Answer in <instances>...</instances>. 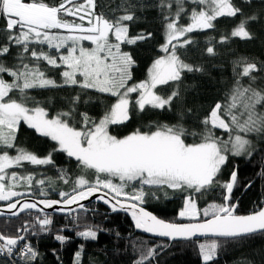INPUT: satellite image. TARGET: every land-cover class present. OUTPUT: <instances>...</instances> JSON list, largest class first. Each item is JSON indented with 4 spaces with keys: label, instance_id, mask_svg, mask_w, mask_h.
Here are the masks:
<instances>
[{
    "label": "snow or ice",
    "instance_id": "6c2138e0",
    "mask_svg": "<svg viewBox=\"0 0 264 264\" xmlns=\"http://www.w3.org/2000/svg\"><path fill=\"white\" fill-rule=\"evenodd\" d=\"M177 2L181 3L182 0H177ZM190 2L205 4L206 0H190ZM95 7V0H86V4L79 5L77 0H63L58 6H49L43 0H28V2L0 0V16L5 19L4 30L9 33L7 37L9 45L22 46L24 52L27 53L30 44H46L59 53L60 49L65 48L71 42L66 55L50 56L35 50H32L30 55L34 60H43L50 66H66L68 70L64 71L62 76L67 85H78L76 74L79 72L83 81L78 86L119 97L111 111L99 122L91 120L87 114H81L80 126L77 127L75 122L69 123L70 120L74 121V107L67 112L58 113L53 118H48V113L43 107L29 108L14 100L4 102V98L14 88H19L20 91L44 88L55 86V82L45 78L44 73L38 68H29L27 64L21 65L16 71L0 66V73H7L16 81H23L21 87L16 83L8 84L0 78V146L14 147V133L20 121L23 120L38 134L50 138L58 145V148L53 151L66 153L68 157L75 158L84 168L93 169L97 174L95 183H90L83 177L78 179L71 192L58 193L60 199H40L23 204L20 200H16L9 202L7 209H0V215H4L5 212L13 216L18 215V212L13 211L18 208V205H20L19 211L36 210L41 213H44L45 208H52L56 212L70 216L73 222V227H62L59 232L75 231V235L79 238L96 240L101 231L98 226L83 225L84 230H75L81 227L77 214L87 213L81 202L96 196L99 201L107 204L113 213L120 210L130 212L136 229L169 240H188L198 234H211L228 242L240 241L257 233H264V208L248 215L235 214L238 202H233V190L237 186L238 169L231 172L227 181L219 184L222 189L223 203H210L202 211L197 206L195 196L212 190L213 186L218 183L217 177L228 160V142H222L209 134L199 143H186L183 138L184 129L166 126L151 133L137 131L123 138H117L108 131L110 124L123 123L129 119L130 101L127 97L131 93L139 94L136 105L140 112H143L146 107L153 109L170 107L173 100L179 98V92L173 91L171 95L164 98L157 95L154 89L157 85H165L170 81L179 82L184 70L194 71L190 65L180 61L176 55L177 47L183 48L192 43L190 39L181 41L180 38L195 30L210 29L213 27V20L221 16L234 17L240 9L235 8L230 0H211V15L205 11H193L191 23L187 27L180 28L177 27L178 13L175 18L171 19V22L166 24L167 39L162 46V51L170 52V54L154 61L149 70L148 80L127 87L126 82L131 78L130 68L135 61L130 53L121 51V44L134 45L137 42L149 40L152 38V33L141 32L135 37H129V29L125 22L133 21L132 14L120 16L113 24L103 19L102 15H94ZM164 7H171V5H164ZM61 13L77 18L81 23L61 19ZM250 19L254 20L256 17L253 16ZM85 20L89 25L87 28L83 24ZM52 30H64L67 34L53 33ZM14 32L17 34H13ZM109 33L115 37V43L109 42ZM231 35L251 39L245 28V22H241ZM83 40L92 41L95 47L91 50L80 47L79 44ZM220 42L226 41L222 38ZM9 51L8 46L0 47V55L7 54ZM206 51L209 55H215L213 47H208ZM195 70L199 71V69ZM254 71H257L256 64L249 63L243 67L241 74L250 76ZM119 89H124V91L120 92ZM248 91V89L235 90L231 107H235V101L239 97L251 99L253 103L243 105L248 111V118L243 123L239 122L237 116L230 115L232 125L238 132L244 134L264 132V118L254 119L252 111L255 103L264 100V97L255 92L251 94V97H245ZM79 103V96L71 101L72 105H79ZM220 109L221 105L217 103L210 116L202 123L231 133L233 129L220 117ZM189 135L194 137L196 134L189 133ZM229 140L232 145L230 154L234 156L246 154L249 158L255 154L254 146L241 135L237 134L234 138L230 136ZM23 162L31 165L54 166L52 153L44 158L27 153L23 149L18 150L16 156H9L6 151L0 154V201H11L13 197L30 194L11 189L21 181L31 187L33 176H18L16 172H12L9 176L7 172V169L13 166H22ZM100 174L118 178L120 183H113L112 179H100ZM6 177L14 182L9 185L7 194H5ZM45 182L44 179L36 182L41 192L44 191ZM64 182L68 183L66 179ZM131 182H139L141 189L144 186L155 187L166 198L168 191L180 193L184 197V203L178 216L196 220L203 216L206 219L197 223H174L159 219L139 206L145 196L143 191L132 196L124 192L125 186ZM250 187L251 182L245 185L246 189ZM122 200L134 202L124 203ZM73 205L76 207L73 208ZM36 223L40 226L41 232L47 234L51 229L52 219L45 213L43 218L36 217ZM28 230L29 225L25 224L23 229L17 231L27 233ZM38 234L40 233L32 232L33 236ZM53 238L61 245L68 239L60 234H55ZM0 241H2L0 254H6L8 257L15 255L19 257L21 264H35L39 258L38 251L26 240L24 234L17 237L0 235ZM21 241H24L23 245L17 247ZM157 247L163 249L165 246L158 245ZM198 247L202 253V264H210L216 258L218 245L215 242L208 245L202 243ZM82 250L83 245L75 253L76 264H79ZM52 254L57 257L59 264L55 249ZM155 255L156 248H151L147 256H142L135 264H147L148 261L154 259Z\"/></svg>",
    "mask_w": 264,
    "mask_h": 264
},
{
    "label": "trees",
    "instance_id": "16d2710c",
    "mask_svg": "<svg viewBox=\"0 0 264 264\" xmlns=\"http://www.w3.org/2000/svg\"><path fill=\"white\" fill-rule=\"evenodd\" d=\"M28 2V0H25ZM49 6H58L63 0H43ZM230 3L240 9L236 16H221L213 21V27L204 30H195L188 33L183 39H190L192 43L186 47H177L176 55L179 59L189 64L194 71H182L179 82H169L165 85H157L155 93L167 98L173 91L179 92V98L174 99L170 107L164 109L147 108L140 112L137 110L136 101L138 93L129 95V119L123 123L112 124L110 133L118 138L125 137L134 132H154L163 127L182 128L185 130L184 139L186 143H199L206 135H211L222 142L230 141L229 138L239 134L250 141L256 149L255 154L250 158L245 154L234 156L229 149L227 163L222 167L217 177L218 183L213 189L196 195L195 199L198 208L202 211L210 203H223L221 199L222 189L219 184L227 181L231 172L238 169L237 186L233 190V202H238L236 214L246 215L259 210L264 204V132L244 134L238 132L232 125L230 115L237 116L240 123L248 118V111L243 107L245 103H253L251 99L239 97L233 104V96L237 89H248L245 97H251L253 92L264 97V0H230ZM78 4V2H77ZM94 15H102L103 19L116 23L120 16L132 14L133 21L125 22L128 26V36L135 37L139 33H152V38L146 41L137 42L134 45L121 44V51L131 54L135 61L130 68V79L126 86L131 87L148 79V72L154 61L165 54L162 46L165 41L166 23L175 18L179 13L178 23L187 25L191 22L193 11H200L203 4H195L190 0H95ZM171 5V7H164ZM255 16L256 19H250ZM166 17L168 19H166ZM61 19L75 22L81 21L71 16L60 14ZM241 22H245V28L251 39L233 37L231 34ZM5 19L0 16V47L8 46L10 51L0 55V66L9 70H19L20 66L27 64L29 68H38L44 73L45 78L55 82V86L44 88H31L20 91L14 88L9 92L4 101L14 100L23 103L26 107H43L50 117H55L60 112H67L74 107V121L79 127L81 114L99 122L118 101L119 97L110 93H101L95 89H85L79 85L83 77L78 72L76 79L78 85H67L64 83L62 73L66 66L54 67L47 62L34 60L30 53L32 50L38 53L43 52L50 56L67 54L68 47L60 49L49 48L46 44H30L29 52H24L22 46L9 45L8 35L5 29ZM53 33L67 34L64 30H52ZM13 34H17L14 32ZM224 38L226 42L221 43ZM109 42L115 43V37L109 33ZM176 43V42H175ZM84 49L91 50L95 47L92 41L83 40L79 44ZM213 47L215 55H209L206 51ZM59 62V61H58ZM254 63L257 71L250 76H243L242 69L246 64ZM199 69V71L195 70ZM8 84H20L23 81H16L7 73H0ZM118 91L123 92L124 89ZM79 96V105H72L74 97ZM219 103L221 109L219 115L233 129L231 133L213 128L210 124L202 122L210 116L212 109ZM231 113L229 114V109ZM252 111L254 119L264 118V100L255 103ZM6 131V130H5ZM189 133H195L193 137ZM14 147L7 148L0 146V154L5 151L15 154L18 150L24 149L39 156H48L52 153L53 165H31L23 162L22 166H13L7 169L10 176L16 172L18 176L34 177L31 187L21 181L11 190L30 193L34 198L60 199L59 192H71L76 186V181L83 177L90 183H95L97 174L93 169L84 168L75 158L68 157L62 151H53L58 145L50 138L38 134L23 121H20L14 133ZM100 179H112L113 183L119 184L118 178L107 177L100 174ZM44 179V191L41 192L37 181ZM68 183H65L64 180ZM251 182L250 188L245 185ZM14 183L7 177L5 179V194L9 185ZM140 191L145 193L140 205L155 213L158 217L174 223L193 221V219L180 218L178 212L182 209L184 197L180 193L168 191L167 198L155 187L144 186L141 189L139 182H131L124 188V192L132 196ZM22 197V196H20ZM17 198L13 197L12 199ZM131 201V200H130ZM9 201H0L5 204ZM87 213H78V223L84 230L83 225H92L101 229L96 240H84L75 235V231L59 232L62 227L71 228L73 222L70 216H58L47 214L52 219L51 229L47 234L41 232L40 226L36 223V217H44L43 213H25L15 219H0V235L17 237L24 234L26 240L38 251L39 258L35 264H58L53 249L59 257V264H76L75 253L83 250L79 258V264H135L142 256H147L148 250L156 248V255L147 264H202V253L199 244L216 243V258L210 264H264V233H257L254 236L240 240L224 242L223 239L185 240L172 242L148 237L138 233L134 226L133 218L120 213H112L106 206L98 203H91L86 207ZM206 218L201 216L199 220ZM195 221V220H194ZM25 224L29 225L27 233L18 232ZM32 232L40 233L33 236ZM119 233V235H117ZM60 234L67 237V242L61 245L53 236ZM2 243V241H0ZM24 242V241H22ZM164 245L163 249L157 247ZM0 264H21L19 257L13 256V260L0 257Z\"/></svg>",
    "mask_w": 264,
    "mask_h": 264
},
{
    "label": "water",
    "instance_id": "95a60500",
    "mask_svg": "<svg viewBox=\"0 0 264 264\" xmlns=\"http://www.w3.org/2000/svg\"><path fill=\"white\" fill-rule=\"evenodd\" d=\"M97 195H99V194H97ZM40 199H47V198H34V197H31V196H22V197L14 198V199H12V200L9 201V202H15L16 200H20V201H21V204H23V203H25V202H33V201H38V200H40ZM50 200H53V199H50ZM56 200H57V199H56ZM9 202H7V203H5V204H0V209H7V204H8ZM122 202H124V203H133L134 201H130V200H128V201H124V200H122ZM81 203L84 204L85 209H86V207H87L89 204H91V203H98V204H102V205L106 206V207L110 210L109 206H108L107 204H105V203L99 201V200L96 198V196H92V197H90V198H88V199L82 201ZM139 206H140V207H143V208L145 209V211L152 213V214L155 215L157 218L162 219V218L158 217L155 213L149 211V210H148L147 208H145L144 206H142V205H139ZM75 207H76V206L73 205V208H75ZM261 208H264V204H263V206H262ZM261 208H260V209H261ZM19 209H20V205H18V208H17L16 210H13V211L18 212V215L13 216V215H11V213L5 212L4 215H0V218L15 219V218H18L19 216H21V215H23V214H25V213H41V212H38V211H36V210H24V211H19ZM260 209H259V210H260ZM259 210H257V211H259ZM110 211H111V210H110ZM45 213H46V214H52V215H58V216H66V215H64V214H61V213H59V212L54 211L52 208H45V211H44L43 214H45ZM112 213H113V212H112ZM115 213L125 214V215H127V216H129V217L132 218L131 213H130V212H127V211H124V210H120V211L115 212ZM235 214H236V213H235ZM237 215H238V214H237ZM246 215H248V214H246ZM163 220H164V219H163ZM165 221H166V220H165ZM203 221H204V220H202V221H193V222H183V223H197V222H203ZM166 222H169V221H166ZM135 229H136V228H135ZM136 231H137L138 233H141V234L146 235V236H148V237H152V238H156V239L166 240V241H169L170 243H172V242H178V241H185V239L169 240L168 238H165V237H159V236H156V235H152V234L145 233L144 231L139 230V229H136ZM203 239H222V238H217V237H215V236H213V235H211V234H208V235H199V234H198L197 236L192 237L191 239H188V240H203Z\"/></svg>",
    "mask_w": 264,
    "mask_h": 264
},
{
    "label": "rangeland",
    "instance_id": "374dc122",
    "mask_svg": "<svg viewBox=\"0 0 264 264\" xmlns=\"http://www.w3.org/2000/svg\"><path fill=\"white\" fill-rule=\"evenodd\" d=\"M77 2H78V5L79 4H86V0H77ZM204 5V8L202 9V10H200V11H205V12H207L209 15H211L212 14V12H211V0H206V3L205 4H203ZM200 11H195V12H200ZM214 21V20H213ZM213 21H212V24H213ZM169 22H171V21H168L167 23H169ZM166 23V24H167ZM191 23V22H190ZM189 23V24H190ZM83 24H84V27L85 28H87V27H89V25H88V23H87V20H85L84 22H83ZM189 24H187V25H180L178 22H177V27L178 28H180V27H187ZM188 34V33H187ZM186 34V35H187ZM181 38H183V37H181ZM180 38V39H181ZM166 39H167V29L165 28V41H166ZM176 41H173V43H175ZM168 54H170V52L169 53H165L163 56H161V57H164V56H166V55H168ZM160 57V58H161ZM159 59V58H158ZM180 61H182L181 59H179ZM183 63H185V64H187L186 62H184V61H182ZM189 65V64H188ZM152 66V65H151ZM151 68V67H150ZM150 70V69H149ZM148 79H149V72H148ZM147 79V80H148ZM154 91H155V89H154ZM130 95V94H129ZM158 95V94H157ZM160 96V95H159ZM162 97V96H161ZM128 99H130L129 98V96L127 97ZM4 102H7V101H4ZM118 102V101H117ZM116 102V103H117ZM17 103H19V102H17ZM108 114V113H107ZM48 118H53V117H50V116H48ZM23 121V120H22ZM24 122V121H23ZM25 123V122H24ZM26 124V123H25ZM27 125V124H26ZM112 124H110L109 126H108V131H109V133H110V126H111ZM111 134V133H110ZM112 135V134H111ZM118 138V137H117ZM123 138V137H122ZM228 142V148L230 149V151H231V147H232V145H231V142L230 141H227ZM24 150V149H23ZM25 152H27V153H31V154H34V155H36L37 157H40V158H44V157H47V156H39V155H37V154H35V153H33V152H30V151H27V150H24ZM18 154V151L15 153V154H9L8 153V155L9 156H16ZM189 219V218H188ZM196 221V219H193V221ZM193 221H188V222H193Z\"/></svg>",
    "mask_w": 264,
    "mask_h": 264
},
{
    "label": "built area",
    "instance_id": "2783aa9c",
    "mask_svg": "<svg viewBox=\"0 0 264 264\" xmlns=\"http://www.w3.org/2000/svg\"><path fill=\"white\" fill-rule=\"evenodd\" d=\"M1 243V242H0ZM0 257H6L9 260H13V257H8L6 254H0Z\"/></svg>",
    "mask_w": 264,
    "mask_h": 264
},
{
    "label": "bare ground",
    "instance_id": "6f19581e",
    "mask_svg": "<svg viewBox=\"0 0 264 264\" xmlns=\"http://www.w3.org/2000/svg\"><path fill=\"white\" fill-rule=\"evenodd\" d=\"M1 219V218H0ZM6 219V218H5ZM24 242L21 241L20 245H18L17 247H20L23 245Z\"/></svg>",
    "mask_w": 264,
    "mask_h": 264
}]
</instances>
